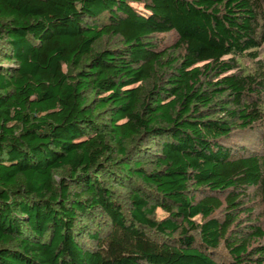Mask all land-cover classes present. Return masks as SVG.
<instances>
[{
  "label": "trees",
  "instance_id": "1",
  "mask_svg": "<svg viewBox=\"0 0 264 264\" xmlns=\"http://www.w3.org/2000/svg\"><path fill=\"white\" fill-rule=\"evenodd\" d=\"M262 21V0H0V264H264Z\"/></svg>",
  "mask_w": 264,
  "mask_h": 264
},
{
  "label": "rangeland",
  "instance_id": "2",
  "mask_svg": "<svg viewBox=\"0 0 264 264\" xmlns=\"http://www.w3.org/2000/svg\"><path fill=\"white\" fill-rule=\"evenodd\" d=\"M141 1H145V0H141ZM263 1V21H262V30H263V37H264V0ZM134 6H138L141 7V4H133ZM155 39L156 41L159 42L160 45V49L162 51H168V52H173L175 54L176 49H177V37L175 36V34L170 33L167 35H155ZM263 44L260 48V56H262V58H264V38H263ZM260 58V57H259ZM246 65H249V62L246 63ZM240 141V140H238ZM247 143H250L252 148H254V150H258L261 148H264V132H256L255 136L253 138L247 139L246 140ZM264 154V152L262 153ZM63 172H55L54 173V177L56 180H58V178L60 177V175H62ZM120 193L122 194V197L124 196V192L122 190ZM246 205L250 208H252V215L253 218L256 219V221L261 225V228L264 231V206L261 203V199H260V195L257 194V192H255L253 189L250 190L249 192V200L245 202ZM216 215H219V213H217ZM165 217V213L160 210L157 209L156 210V215L155 218L156 219H161Z\"/></svg>",
  "mask_w": 264,
  "mask_h": 264
}]
</instances>
